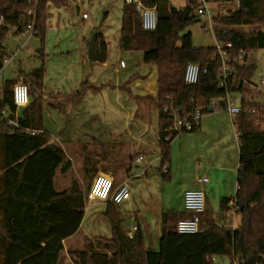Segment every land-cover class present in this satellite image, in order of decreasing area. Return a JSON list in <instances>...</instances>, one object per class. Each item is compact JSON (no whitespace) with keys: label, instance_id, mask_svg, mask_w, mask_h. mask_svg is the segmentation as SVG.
I'll list each match as a JSON object with an SVG mask.
<instances>
[{"label":"trees","instance_id":"obj_1","mask_svg":"<svg viewBox=\"0 0 264 264\" xmlns=\"http://www.w3.org/2000/svg\"><path fill=\"white\" fill-rule=\"evenodd\" d=\"M70 1L0 0V16L4 19L0 23V41L3 43L0 47V69L9 54L4 46L8 28L16 26L23 34L34 20V35L41 42L37 52L42 61L31 71L21 69L18 77L3 82L0 109L15 111L12 87L20 80L29 83L30 103L21 111L17 129L10 130L6 123H0V264H59L64 241L75 234L82 223L84 198L97 171L92 159L85 157L83 176L86 188L72 176L69 186L58 189L55 183L57 173L69 172L72 162L43 126V43L49 7L66 6ZM239 1V8L231 14L214 17L218 25L217 39L231 41L236 50L264 49V0ZM144 3L156 7V28L144 29L135 5L124 2L120 49L142 50L144 63L157 69L163 169L164 163L170 159V142L177 136L176 133L166 139V128L171 119L164 107L191 110L197 104L224 96L226 91L218 83L220 62L212 59L215 46L196 47L191 32L183 33L196 22L189 3L183 8H177L171 0H144ZM243 25L253 28L248 31L235 28ZM95 34L99 61L104 62L106 42L99 31ZM188 62L207 67L206 71L201 69L194 84H186L183 79ZM255 69L256 61L252 60L248 66L241 67V72L244 77H249ZM238 86L243 89L241 80ZM83 93L79 91L69 99L79 100ZM235 124L239 133V169L234 199L236 210L242 217L238 228L232 231L219 225L212 213L205 209L201 213L200 226L206 228L194 234H180L176 231V224L190 214L166 210L161 215L159 249L152 251L146 247L142 230L137 229L131 237L128 236L122 221L115 216L110 217L107 211L111 236H95L81 250L69 251L74 258L73 263L181 264L179 258H188L195 246L202 250L200 264H218L213 262V255L228 257L230 261L241 258L245 264L264 263V129L247 112L241 113ZM162 169L163 179H167V173ZM230 201V198L221 201L220 216L229 210Z\"/></svg>","mask_w":264,"mask_h":264},{"label":"rangeland","instance_id":"obj_2","mask_svg":"<svg viewBox=\"0 0 264 264\" xmlns=\"http://www.w3.org/2000/svg\"><path fill=\"white\" fill-rule=\"evenodd\" d=\"M71 0L69 6L61 7L59 13H54V7L51 6L50 11L52 14L48 17L46 34L44 38V70L45 76L43 81V126L49 131L51 136H55L56 127L60 126L64 117L63 111L67 107V97L72 96L79 91H83V101L77 104L74 108L78 111L81 118L87 117L85 130L92 128L95 132L100 133H112L113 138L118 133L128 137L131 127L134 129V125L129 123V120L134 118L135 102L130 98L127 93L128 90L116 91L109 88H101L95 86L100 85V81H104L106 78L110 82H119V79L124 77V74L132 68L131 59L122 58L125 62V68H119L116 72L115 68H118L122 56H119L121 50H119V37H120V25L123 14L124 0ZM189 0H171V2L177 7H184L188 4ZM213 11L217 9V6L211 5ZM58 11V10H57ZM54 13V14H53ZM86 14L88 18L84 19L83 14ZM218 27V26H217ZM238 30L248 31L252 29L250 25L236 26ZM95 31L103 32L109 41V49L107 50V66L102 67L100 64H93L89 60L85 59L87 43L90 41ZM191 32L192 42L196 47L213 46L216 44L215 37L199 26L197 22L190 24L183 33ZM17 40L9 36L8 44L10 53H14L21 43H24V47L19 50L10 61L5 62L2 75L5 79H13L18 77V72L22 69L26 72L31 71L32 68L40 66L42 61L39 58L37 49L41 46V42L38 36L30 35L29 32L16 37ZM120 51V52H118ZM143 53V52H139ZM9 58V57H8ZM250 60H256L257 64H261L264 60V49H257L249 52ZM144 68L146 63L140 59ZM144 63V64H143ZM120 64V65H119ZM94 65V67H92ZM148 65V64H147ZM145 71V69H144ZM148 73V71L146 72ZM151 79L149 77L148 83ZM25 83V82H24ZM98 83V84H97ZM124 83V82H123ZM29 86V83H25ZM151 85V84H150ZM155 89V84L150 86V90ZM100 89V90H99ZM78 105V106H77ZM73 111V110H72ZM222 109L215 110V113H219ZM225 111V110H223ZM71 112V111H70ZM74 112V111H73ZM72 112V114H73ZM132 112V116L129 113ZM77 113V112H76ZM208 113L205 112L202 117ZM71 114V113H70ZM151 118L154 121V112L151 114ZM153 129L150 135H153L152 142L154 143V122L151 124ZM186 137L182 135V138ZM92 144V141L88 140V143L83 146V150L77 148L75 152H79L78 155L73 153L74 150L68 149L67 152L74 160V167L66 174L57 173L56 187L58 189L65 188L70 184L72 176L80 174L83 188H86V180L83 177L82 165L84 158L87 155L95 157L88 153L89 147L93 146L94 151H98L99 147ZM181 144L180 137L173 141V146L177 150ZM114 145V146H113ZM154 146V145H153ZM85 147V148H84ZM127 148V147H126ZM125 148V143L114 141L110 148L111 153H114L117 158L122 161L126 160V163H131L139 156H143V164L141 168H135L138 172H141L143 166L147 167V173L145 170L143 175L137 179H129V186L132 189V196L130 205H126L125 202L121 204V208L127 209L129 214H138L139 220L144 228V235L146 245L149 250L157 251L159 249L160 240V222L161 211L163 208H167L165 200L162 198V192L167 191L164 187L161 188V181L159 172L155 169L154 164V150L150 149L147 159H145V152H139L132 156L129 155V150ZM100 151V150H99ZM75 156V157H74ZM102 163H112L109 160L104 161L100 155ZM196 157V155H195ZM191 160V165L195 163V160ZM145 159V160H144ZM118 162V161H117ZM203 161L201 160L202 164ZM159 166V162L156 163ZM146 166V167H145ZM156 177V178H154ZM168 190L174 191L172 186ZM118 206V205H117ZM98 206L93 208L96 209ZM99 208V207H98ZM115 206L114 209L117 210ZM217 210V209H216ZM87 226H83L82 232H79L72 240L65 241V248L62 251V255L59 264H74L73 256L69 254V251H79L83 248L86 240L84 232H86ZM92 234L107 235L109 233V221L101 216L95 219L90 227ZM217 247H214L216 249ZM199 254L196 255V253ZM202 250L200 247H193L188 258H179L180 263L185 264H200ZM212 260L218 264H231L228 257H221L220 255H213Z\"/></svg>","mask_w":264,"mask_h":264},{"label":"crops","instance_id":"obj_3","mask_svg":"<svg viewBox=\"0 0 264 264\" xmlns=\"http://www.w3.org/2000/svg\"><path fill=\"white\" fill-rule=\"evenodd\" d=\"M76 2H78L76 0ZM70 2L66 6H69ZM49 7V16L52 14ZM176 6V5H175ZM61 7H54V13H59V9ZM177 7V6H176ZM180 8V7H177ZM183 8V7H181ZM58 10V11H57ZM53 13V14H54ZM48 16V17H49ZM83 16V15H82ZM88 18V17H86ZM84 18V19H86ZM103 35L107 50L109 49V41L105 34L101 32ZM120 35H121V25H120ZM119 50L120 49V37H119ZM88 44L86 49L85 59H88ZM9 45V44H8ZM214 46V45H213ZM120 52V51H118ZM143 52L142 50H121L119 56L121 57L120 66L116 69L118 72L119 68H125L126 64L123 61V57L127 59H131L132 68L128 70L124 74L123 80L119 79V82H110L107 78L104 81H100L99 84L94 87H105L109 89H113L116 91H120L123 88L124 91L128 90L130 98L135 102V113L134 118L129 120L130 124L134 125V129L131 127L129 134L124 136L123 133H118L114 138L112 133H100L95 132L92 128L85 130V125L87 122V117L84 116L81 118L78 111L74 108L76 107V100H70L67 97V107L63 113L65 114L60 126L56 127V134L53 135L52 141L59 144L67 154V157L72 162V167H74L73 157L69 155L67 152L68 149L74 150L73 153L78 155L79 152H75L77 148L83 150V146L88 143V140L96 143L95 145L99 147L98 151H94L93 146L89 147L88 153L92 154L95 157L87 155V157L92 159V164L97 167V171L95 175L99 173H105L111 176L116 184H119L123 181H128L129 179H137L143 175V169L141 172H138L136 169L141 168L143 161L138 163L133 160L131 163H126V160L122 161L121 159L116 158L114 153H111L110 148L112 142L119 141L125 143V148L129 150V155L132 156L139 152H145V159H147L150 149L154 150V164L155 169L158 170L159 178L161 181V188L167 189L165 192H162L163 200L167 201V208H163L161 211V215L166 210H174L178 212H185L183 206V195L184 191L188 189L202 188L205 192L206 196V211L212 213L213 218L219 225L224 226L226 229L234 230L241 225V214H239L236 210L234 214H229L228 211L220 216V203L224 198H230L231 201L235 200V196L238 189V169H239V138L238 131L236 127V119L230 115L227 111H219V113H215V111L209 109L203 117L200 119L199 126L193 131H185L177 134L171 142H170V159L166 161L163 167L167 168V179H163V173L161 171V147H160V121H159V107L157 103V69L154 65H142L140 59L143 60L144 54L139 53ZM108 55V54H107ZM93 64H100L102 67L107 66V57L104 62L99 60L91 61ZM144 62V61H143ZM144 64V63H143ZM94 67V65H92ZM145 69V71H144ZM148 71V73H146ZM151 79L150 83H148V79ZM5 79V78H4ZM124 82V83H123ZM98 84V83H97ZM151 84V85H150ZM155 84V89L150 90V86ZM100 90V89H99ZM45 91V90H44ZM84 97V96H83ZM83 97L80 98L77 102L82 103ZM77 105V106H78ZM74 112H73V111ZM71 111V112H70ZM206 111V112H207ZM73 112V114H72ZM77 112V113H76ZM154 112V121L151 118V113ZM71 113V114H70ZM132 116V112L129 113ZM154 122V143L152 142L153 135H150L153 131L151 128V124ZM44 129L47 130L44 126ZM48 131V130H47ZM49 132V131H48ZM186 137L182 138V135ZM180 137L181 144L179 149L177 150L173 146V141ZM154 145V146H153ZM114 146V145H113ZM85 148V147H84ZM102 156L103 160H109L112 163H102L99 156ZM196 155V157H195ZM75 157V156H74ZM195 157V159L200 158L195 163L191 165V160ZM144 159V160H145ZM201 160L203 161L202 164ZM118 161V162H117ZM159 162V166L156 163ZM146 167V166H145ZM136 168V169H135ZM70 169V170H71ZM106 169V170H105ZM69 170V171H70ZM83 172V165H82ZM68 173V172H67ZM66 173V174H67ZM145 174L147 173V167L145 169ZM78 177L81 179L80 174ZM77 175L74 177H77ZM57 176V175H56ZM84 177V176H83ZM201 177H207V182H200L199 179ZM92 178V180H93ZM156 178V177H154ZM79 180V179H78ZM80 181V180H79ZM71 182V181H70ZM81 182V181H80ZM56 183V178H55ZM69 186V185H68ZM172 186L174 191L168 190L169 187ZM67 187V186H66ZM65 187V188H66ZM131 188V187H130ZM132 196V189H131ZM131 197L125 201L126 205H130ZM230 201V202H231ZM85 202V199H84ZM111 203H97L89 205L88 210H84V218L82 223L75 234L67 238L65 241L72 240L75 236L82 232L83 226H87L86 232H84L86 242L95 236H111V226L110 221L107 216V211H109V216L115 218H119L122 221V224L128 231L132 229L134 225L142 230L143 234L145 233L144 228L139 220L138 214H129L126 208L124 210L121 208V205H112ZM95 206H98L93 210ZM110 206L111 208H109ZM118 207L117 210L113 207ZM109 209V210H108ZM217 209V210H216ZM101 216H104L109 221V233L107 235L102 234H92L90 232V227L93 221ZM206 227L204 225L200 226V231L204 230ZM135 232V231H134ZM160 233H161V222H160ZM161 236V235H160ZM145 238V235H144ZM64 241V245H65ZM85 242V243H86ZM146 244V240H145ZM147 247V245H146ZM148 248V247H147ZM62 255V252H61Z\"/></svg>","mask_w":264,"mask_h":264},{"label":"built area","instance_id":"obj_4","mask_svg":"<svg viewBox=\"0 0 264 264\" xmlns=\"http://www.w3.org/2000/svg\"><path fill=\"white\" fill-rule=\"evenodd\" d=\"M124 2L135 5L141 15V23L144 29L153 30L156 28L157 11L155 6L146 5L144 0H124ZM188 3L191 9V15L195 21L216 39V44L214 45L215 52L212 59H217L220 62L217 78L219 86L225 89L226 94L222 97L213 98L208 103L197 104L191 110H187L184 107L165 106L164 111L168 113L171 119V124L166 128L168 132L166 139H169L176 133L179 134L196 129L200 124L202 115L209 107L213 111L218 109L225 110L234 117L239 116L243 112H247L254 122L264 129V60L259 65L254 59L256 61V69L251 76L244 77L241 72V67L248 66L252 61L249 58V52L244 49L236 50L231 41H220L216 37V27L218 25L214 22V17L231 14L239 8L240 1L223 0L210 2L208 0H189ZM211 5L217 6V9L213 11ZM28 14H31V12L29 11ZM86 17L87 15L84 13L83 18ZM3 20V17L0 16V23ZM34 27L35 20L28 25L26 32L34 35ZM10 35L17 40L18 38L16 37L22 35V33L18 32L16 26H10L8 28V39ZM8 39L4 45L7 50L9 49ZM24 43H21L20 47L14 53L8 51L9 54L5 62L10 61L13 56L19 53V50L24 47ZM2 45L3 43L0 41V47ZM201 69L206 71L207 67L202 68L197 62H188L184 70V82L186 84L196 83ZM2 70L3 68L0 69V100L3 98V82L5 80L2 75ZM240 80L243 83V89H239L238 85H240ZM12 99L15 105V111H11L8 108H1L0 123H6L10 130H15L20 126L19 118L22 115L21 111L30 103L28 85L21 80L16 82L12 87ZM142 159L143 156H139L136 162L140 163ZM162 170L166 173L168 171L165 167ZM199 181L204 183L208 181V178L201 177ZM130 197L131 188L127 180L115 184L111 176L105 173H99L93 178L89 190L85 195L84 210H88L89 205H92V203L121 205ZM229 205L228 213L234 214L236 212L235 200L231 201ZM183 206L184 211L189 213L190 216L178 220L176 231L180 234L198 233L200 231L201 213L206 208L204 190L202 188H195L184 191ZM137 228L134 225L128 231V236L131 237ZM231 264H245V262L243 259L238 258L234 259V262Z\"/></svg>","mask_w":264,"mask_h":264},{"label":"water","instance_id":"obj_5","mask_svg":"<svg viewBox=\"0 0 264 264\" xmlns=\"http://www.w3.org/2000/svg\"><path fill=\"white\" fill-rule=\"evenodd\" d=\"M88 59L91 61L99 60V48L97 45V35L93 34L88 44ZM211 107H209V111H211Z\"/></svg>","mask_w":264,"mask_h":264}]
</instances>
